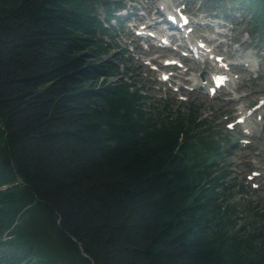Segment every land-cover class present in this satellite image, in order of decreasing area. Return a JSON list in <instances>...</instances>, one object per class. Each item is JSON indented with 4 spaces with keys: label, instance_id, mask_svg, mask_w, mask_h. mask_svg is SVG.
<instances>
[{
    "label": "trees",
    "instance_id": "1",
    "mask_svg": "<svg viewBox=\"0 0 264 264\" xmlns=\"http://www.w3.org/2000/svg\"><path fill=\"white\" fill-rule=\"evenodd\" d=\"M231 1L264 28V0ZM122 8L0 0V264H264L227 138L104 60Z\"/></svg>",
    "mask_w": 264,
    "mask_h": 264
},
{
    "label": "rangeland",
    "instance_id": "2",
    "mask_svg": "<svg viewBox=\"0 0 264 264\" xmlns=\"http://www.w3.org/2000/svg\"><path fill=\"white\" fill-rule=\"evenodd\" d=\"M125 11L120 14L121 23L125 27L114 25L116 36L114 42L110 44V55L104 57L105 61L110 64H115L120 71L125 74L124 78L135 82V86L142 90L146 96L147 104L152 108H161V98H171L176 102L170 106L172 112L183 110V103H180L186 96L188 103L194 104L200 112L201 118H207L211 122V127L215 131L221 130L217 123L220 124L222 130H225L224 118L237 114V107H244V109L254 105L258 100L264 99V28L255 30L252 23V14L244 4L233 2L231 0H222L218 4V8H214L210 3L211 0H122ZM186 3L189 13L194 16V19L210 25L196 26L195 32L192 36L195 39H203L204 35L218 54L225 56L232 60H245L252 63L254 72L248 74L242 71L241 66L232 68L233 81L235 84L228 85L227 89L222 90L218 95L210 97L205 90L197 89L194 92L187 91L184 87H189L191 82L196 81L195 76L191 78L192 74H196L198 82L200 83L199 75L203 74L204 80L208 81V72L211 70L210 65H202L195 62H190L188 67L190 72L185 73L180 70L177 77V84L181 86V92H175L178 85L169 87L167 83L161 84L158 81L157 75L148 71L145 65V57L162 59L164 57H173L175 52L173 50H157L148 46L147 48H135V35L131 29L132 25L149 22L152 25L149 29H155L158 34H163L160 25V17L157 11L168 4ZM220 8V9H219ZM101 10V9H100ZM227 16V17H226ZM103 17V16H102ZM216 31L220 34L215 33ZM202 37V38H201ZM216 38V39H215ZM107 41V39H104ZM132 50V52H131ZM123 57L125 62H117L115 56ZM127 73V74H126ZM123 74V75H124ZM113 83L116 80H111ZM231 91L235 92L238 100L233 101ZM168 95V96H167ZM179 102H177V101ZM172 101V100H171ZM173 102V101H172ZM262 119L258 120L256 117H250L249 122L255 127L256 132L252 137H246L241 130H236L230 133L232 139L240 140L243 137L249 138L251 145L242 148L238 147L232 150L229 156L226 157V167L239 174L237 184H246L245 175L254 169L264 172V105L259 111ZM226 115V117H225ZM214 117L218 121H214ZM230 120V119H229ZM213 121V122H212ZM6 189V188H4ZM1 189V190H4ZM243 196L245 200L259 202L264 210V181L260 190L251 192L246 196L237 193L235 197L230 199L232 204H238L242 201ZM252 221L245 219L244 222ZM257 227L261 226L262 220H259Z\"/></svg>",
    "mask_w": 264,
    "mask_h": 264
},
{
    "label": "bare ground",
    "instance_id": "3",
    "mask_svg": "<svg viewBox=\"0 0 264 264\" xmlns=\"http://www.w3.org/2000/svg\"><path fill=\"white\" fill-rule=\"evenodd\" d=\"M242 62H243V63H246V64H249L250 67L253 66L252 63H251L250 61H245V60H243Z\"/></svg>",
    "mask_w": 264,
    "mask_h": 264
}]
</instances>
